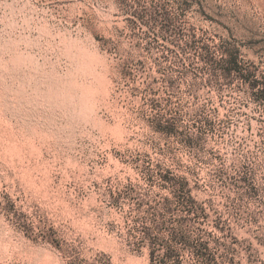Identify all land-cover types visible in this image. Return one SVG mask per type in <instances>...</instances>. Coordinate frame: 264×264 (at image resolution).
Wrapping results in <instances>:
<instances>
[{
  "label": "rangeland",
  "instance_id": "1",
  "mask_svg": "<svg viewBox=\"0 0 264 264\" xmlns=\"http://www.w3.org/2000/svg\"><path fill=\"white\" fill-rule=\"evenodd\" d=\"M0 264H264V0H0Z\"/></svg>",
  "mask_w": 264,
  "mask_h": 264
}]
</instances>
